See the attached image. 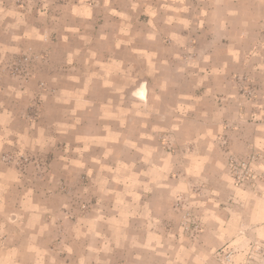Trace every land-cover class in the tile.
Segmentation results:
<instances>
[{"label":"crops","instance_id":"0c3cea01","mask_svg":"<svg viewBox=\"0 0 264 264\" xmlns=\"http://www.w3.org/2000/svg\"><path fill=\"white\" fill-rule=\"evenodd\" d=\"M189 1L0 0V264H201L264 247V182L233 183L228 157L250 152L245 128L224 127L236 44L258 27L242 13L262 3ZM24 54L38 64L22 85L5 65ZM18 154L41 164L21 174Z\"/></svg>","mask_w":264,"mask_h":264},{"label":"rangeland","instance_id":"374dc122","mask_svg":"<svg viewBox=\"0 0 264 264\" xmlns=\"http://www.w3.org/2000/svg\"><path fill=\"white\" fill-rule=\"evenodd\" d=\"M209 1L210 0H190L189 5L196 7L197 3L201 5V2L209 3ZM221 1L222 0H212L215 5ZM234 1L235 0H227V2L231 3H234ZM243 2L249 3L248 6H250V3H255V0H243ZM260 2L262 4L259 3V6L261 7L258 12L252 11L242 13L246 16V22H251L254 17L255 23L258 27L244 31L245 33L243 37L248 39L249 42L245 41L243 45L236 44L237 52L235 53H237L238 56L243 54L245 59L243 62L242 60L241 62L239 60L235 61L236 64L232 69V71H236L232 76L233 87L236 93L235 97L232 98V106L230 107L232 108L230 109L232 115L230 119H226L224 123L226 130H236L239 127H243L247 134V139L244 142L246 144V149L250 153L246 156L230 155L227 162L229 174L233 183L237 186L251 185L255 187V185L264 182V174H261L259 167L262 160L264 161V0H261ZM227 5L229 8H231V6L232 8L234 7L233 4L227 3ZM232 36L239 37L237 34H231L230 37ZM206 48L207 45L200 43L198 53L202 55L203 52H206L207 54ZM241 63H244V66H241ZM36 64L38 63L35 56L33 57L30 54H24L20 55L18 58L9 59L5 66L8 77L14 83L18 82L23 85L33 79L34 67ZM204 67H208V64H205ZM40 84L42 88H45L41 82ZM28 90H30V88H28ZM216 143H219L221 147H227L229 141L221 136ZM19 155L20 154H18L20 160H17L16 158V161L18 166H21V174L25 175L27 173L26 170L30 164H41V159L39 157L36 158L35 156L30 155L24 157ZM4 160L10 162L9 158H3V161ZM13 162L14 158L13 161L11 158V164H13ZM184 221L185 225L183 224V228H185L186 232L190 234L188 236L189 241L187 242L191 245V242L195 241L202 230L199 227V231H196V235L193 234L192 229L194 230V221L191 219V215L190 217H186ZM198 226H200L199 222ZM251 249L252 250L246 254L243 252L242 254L245 255V257L239 259L240 252L229 251L226 250L225 247H222L214 252L212 258H200L199 263L213 264V261H216L220 264H264V247L261 248L257 242H254L251 245ZM224 254L231 255L232 263L225 261L223 257ZM179 259L180 257H177L176 263H181ZM187 263L191 264V262Z\"/></svg>","mask_w":264,"mask_h":264},{"label":"built area","instance_id":"2783aa9c","mask_svg":"<svg viewBox=\"0 0 264 264\" xmlns=\"http://www.w3.org/2000/svg\"><path fill=\"white\" fill-rule=\"evenodd\" d=\"M223 257H224V259H225L226 262L232 263V257H231V255L224 254Z\"/></svg>","mask_w":264,"mask_h":264}]
</instances>
